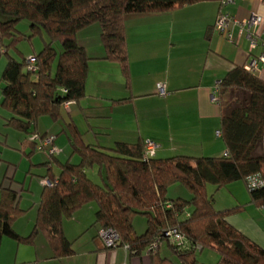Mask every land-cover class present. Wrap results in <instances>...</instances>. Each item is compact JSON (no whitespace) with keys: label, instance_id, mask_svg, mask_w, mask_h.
<instances>
[{"label":"trees","instance_id":"1","mask_svg":"<svg viewBox=\"0 0 264 264\" xmlns=\"http://www.w3.org/2000/svg\"><path fill=\"white\" fill-rule=\"evenodd\" d=\"M200 1L210 0H0V53L7 54L8 48L21 37L39 34L43 39L42 49L32 55L34 71L24 57L17 60L8 56L4 64L0 74V106L8 113L3 118L4 125L28 137L31 154L36 142L30 140V135L47 136L37 131L38 118L48 116L58 121L62 105L77 103L85 97L91 58L76 41L79 30L93 23L100 26L103 59L119 65L128 86L125 17L166 12ZM22 19L30 22L28 36L16 30ZM56 42L60 51L53 47ZM215 96L221 112L220 136L227 152L221 156L149 157L144 155V141L140 140L118 141L109 147L85 144L81 132L70 122L67 140L71 155H77L79 160L61 161L55 154L48 155L47 161L40 164L46 167L42 178L57 177V182L51 186L42 184L34 226L28 235H20L13 227L15 220L26 212L19 204L20 193L11 186H0V244L3 237H10L18 244L30 245L40 233L53 258L71 255L72 242L63 233V220L94 202V224L118 233L116 247L127 245L128 252L135 255L147 251L151 264H175L161 256L158 249L148 250L155 242H168L164 232L170 229L185 237V247L168 242L182 264H203L196 252L206 247L218 254L215 264H264V247L227 221L229 214L243 206L216 210L212 194L207 192L208 184L217 190L234 181L245 182L253 173L264 177V79L244 65H236L217 83ZM95 167L102 184L88 175L87 171ZM175 184L182 186L190 197L168 199L167 192ZM248 191L250 203L264 205V187ZM138 215L146 219L141 234L135 232L133 225Z\"/></svg>","mask_w":264,"mask_h":264},{"label":"crops","instance_id":"2","mask_svg":"<svg viewBox=\"0 0 264 264\" xmlns=\"http://www.w3.org/2000/svg\"><path fill=\"white\" fill-rule=\"evenodd\" d=\"M221 9L236 20L246 19L253 13L259 15L261 22L253 30L264 37V0H234ZM219 10L220 2L210 0L161 13L126 16L128 86L119 65L103 59L100 26L93 23L79 30L76 41L91 58L87 67L85 97L77 103L64 104L62 108L81 132L83 142L109 147L118 141L151 140L157 146L156 158L221 156L226 150L221 136L216 134L221 112L212 98L217 83L232 67L245 65L250 56L264 51V46L249 50L245 31L234 22L230 23L226 33L217 31L213 25ZM254 74L264 79V62L259 63ZM158 83L165 86V96L157 95ZM128 97L131 98L116 102ZM4 111L6 114L2 118L8 115ZM43 133L48 136L46 130ZM55 140L53 137V143ZM28 142L26 136L21 143L28 147ZM67 150L63 145L56 157L60 159L58 156ZM53 172L57 174L58 170ZM244 183H230V195L227 194L230 202L219 206L223 204H217L213 199V207L224 210L243 206L240 211L229 214L227 221L264 247V205L250 203ZM172 188L178 196L189 198V193L181 186ZM96 208L93 202L87 203L63 220V233L72 242L71 255L53 258L45 237L40 233L30 245L3 237L0 264H151L145 250L135 255L121 246L113 249L104 246L97 236L99 226L94 224ZM142 217L138 215L133 221L137 234L146 227V219ZM35 218L36 212L23 228L14 224V230L22 236L28 235ZM163 242L169 247L168 242ZM164 244H160L158 253L172 260L167 254H161L166 252Z\"/></svg>","mask_w":264,"mask_h":264},{"label":"rangeland","instance_id":"3","mask_svg":"<svg viewBox=\"0 0 264 264\" xmlns=\"http://www.w3.org/2000/svg\"><path fill=\"white\" fill-rule=\"evenodd\" d=\"M29 25L30 22L28 20H19L16 24V30L22 35L28 36L31 33ZM43 38L45 41H48V38L45 35H43ZM42 47L43 39L39 34H34L30 38L21 37L17 42L14 43L13 46H10L8 48L7 54L3 52L0 53V74L6 60L8 59V56H11L17 60H21L22 57L28 59L30 56L38 53L42 49ZM53 47L57 51L61 50L60 44L57 42L53 44ZM55 66L56 62H54L53 64V71L55 69ZM4 114H6V112L0 106V185H11L13 189L20 193L21 199L19 204L21 208L26 209V212L18 217L15 220L14 224L20 225L21 228H23L28 222L31 215H34L37 211V206L40 200V192L42 188L41 179L46 172V167L40 164L47 161V150L49 147L47 146L44 149H38L36 147L35 150L31 152V154H28L30 151V147L24 146L21 143L26 136L23 133L13 130L12 128L4 125V119L2 118V115ZM60 116L61 118L58 121H53L48 116L39 117L36 122L37 131L39 133H43L46 130L48 137H54L56 140L53 144L59 149V151L63 148V145L68 148L67 151H63L58 156L61 160H65L66 158L70 157V161L72 158L71 162L76 163L79 159L75 154L70 156L71 146L67 140V131L69 130V123L71 122L69 118L70 115H68L67 111L61 107ZM53 171H56L55 167H53ZM87 172L92 180L99 184H102V179L100 177V174L98 173L97 167L93 168L92 170H88ZM11 180H13V182H11ZM239 181L244 183L242 180ZM229 184L217 190L213 185H207L208 194H212V197L214 201L217 202V204H223L219 206H224L227 204V202H230L229 197L227 196V194L230 195L228 188ZM177 185L179 184H175L173 186L177 187ZM243 187L246 193H248L245 183ZM182 189L184 188L182 187ZM184 191L186 190L184 189ZM166 197L168 199H175L179 196L177 193H174L173 188L171 190L170 187ZM214 201L213 204L215 206ZM217 204L216 206H218ZM190 208L191 207H188L189 210ZM142 219L144 218L142 217ZM162 243L164 244V242ZM163 249H165L166 252H161V254H167L168 256H170L175 264H182L177 259V257L172 254L170 246L168 247L166 243L164 244ZM196 254L198 261L203 264H215L218 260V254L215 252V250L208 247L204 248L202 251H197Z\"/></svg>","mask_w":264,"mask_h":264},{"label":"built area","instance_id":"4","mask_svg":"<svg viewBox=\"0 0 264 264\" xmlns=\"http://www.w3.org/2000/svg\"><path fill=\"white\" fill-rule=\"evenodd\" d=\"M234 0H221L220 1V10L219 13L214 21V28L221 32L226 33L230 23H235L239 26V28L243 31H245L246 38L249 43V50H252L256 48L257 46H264V37H261L257 32H254L253 28L258 26L261 22V17L256 14H251L248 18L243 20H236L233 18L228 12L223 11L221 8L228 3H232ZM226 37L230 40L231 36L229 33L226 34ZM28 61L31 63L29 68L34 71V67L32 66V63L34 61V57L30 56L28 58ZM264 62V51L260 52L257 55H252L249 57V59L246 61L244 68L251 72H256L259 67V63ZM65 91V90H64ZM216 92V89H215ZM215 92L212 96L213 100L216 101ZM156 93L159 96H165L167 94V91L165 89V86L161 83H158L156 86ZM68 103H65V105ZM217 135H220V131H216ZM30 140L36 142V147L38 149H44L45 147H49L47 150L48 155H55L59 152L58 148L53 144V137H43L37 133H33L30 135ZM156 144L151 140L144 141V155L145 156H153L155 155V149ZM224 154H227L225 151ZM57 182V177H55L53 180H49L48 178H42L41 183L44 185H53ZM245 186L248 190L251 189H259L261 187H264V177H262L259 173H253L251 175H248L245 178ZM169 206V205H168ZM97 234L99 238L102 240L104 245L106 247H113L115 248L117 244L119 243V235L118 233L111 229V228H99L97 231ZM164 235L167 237V241L175 245L177 247H185L186 246V240L185 237L179 233L176 229H170L166 232H164ZM161 243L155 242L152 245L149 246V249H159ZM123 248L128 251V246L124 245ZM201 248L198 246L197 250H200ZM31 264H38L36 262H33Z\"/></svg>","mask_w":264,"mask_h":264}]
</instances>
